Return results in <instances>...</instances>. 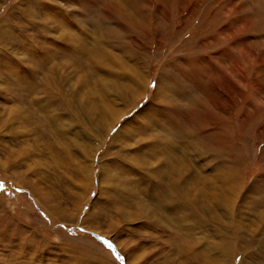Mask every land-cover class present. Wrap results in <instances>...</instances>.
Listing matches in <instances>:
<instances>
[{"label": "rangeland", "instance_id": "obj_1", "mask_svg": "<svg viewBox=\"0 0 264 264\" xmlns=\"http://www.w3.org/2000/svg\"><path fill=\"white\" fill-rule=\"evenodd\" d=\"M0 182V264H264V0H0Z\"/></svg>", "mask_w": 264, "mask_h": 264}, {"label": "snow or ice", "instance_id": "obj_2", "mask_svg": "<svg viewBox=\"0 0 264 264\" xmlns=\"http://www.w3.org/2000/svg\"><path fill=\"white\" fill-rule=\"evenodd\" d=\"M158 84H159V81H157L156 84H154V87H155V86H158ZM2 187H3V184H2V182H0V188H2ZM95 195H96V194L94 193L93 196L95 197ZM81 231H85V230H84V229H81ZM99 239L103 240L104 244H105L109 249H112V251L114 252V254H116V258H117V259H124V257H121V256L119 255V253L116 252V249H115L114 245L112 244V242H111L110 240H106V239H104V238H99Z\"/></svg>", "mask_w": 264, "mask_h": 264}, {"label": "bare ground", "instance_id": "obj_3", "mask_svg": "<svg viewBox=\"0 0 264 264\" xmlns=\"http://www.w3.org/2000/svg\"><path fill=\"white\" fill-rule=\"evenodd\" d=\"M36 85V84H35ZM33 86V85H32ZM189 170V169H188ZM166 175H167V173H166ZM174 182V181H173ZM183 182H184V180H183ZM175 183V182H174ZM185 187V186H184ZM169 189V188H168ZM170 191V190H169ZM173 202V201H172ZM163 206V205H162ZM175 207H177V206H175ZM172 208V207H171ZM172 209H174V208H172ZM179 216V215H178ZM180 217V216H179ZM179 217H177V218H179ZM180 219V218H179ZM173 220V219H172ZM181 220V219H180ZM181 223H183V222H181ZM180 224V223H179ZM198 224V223H197ZM184 225V224H183ZM179 226H181V225H179ZM189 230V229H188Z\"/></svg>", "mask_w": 264, "mask_h": 264}]
</instances>
